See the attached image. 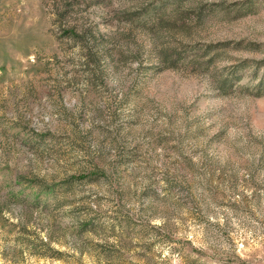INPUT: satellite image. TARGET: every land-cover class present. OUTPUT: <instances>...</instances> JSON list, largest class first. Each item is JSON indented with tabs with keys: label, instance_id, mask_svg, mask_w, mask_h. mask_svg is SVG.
I'll use <instances>...</instances> for the list:
<instances>
[{
	"label": "rangeland",
	"instance_id": "1",
	"mask_svg": "<svg viewBox=\"0 0 264 264\" xmlns=\"http://www.w3.org/2000/svg\"><path fill=\"white\" fill-rule=\"evenodd\" d=\"M0 264H264V0H0Z\"/></svg>",
	"mask_w": 264,
	"mask_h": 264
}]
</instances>
